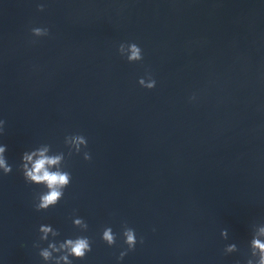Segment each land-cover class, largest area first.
Returning <instances> with one entry per match:
<instances>
[{
    "label": "water",
    "instance_id": "water-1",
    "mask_svg": "<svg viewBox=\"0 0 264 264\" xmlns=\"http://www.w3.org/2000/svg\"><path fill=\"white\" fill-rule=\"evenodd\" d=\"M37 26L49 36L32 37ZM121 42L137 43L143 61L122 58ZM146 72L152 90L138 84ZM0 118L13 167L0 176L3 264H44L33 247L40 224L92 240L74 264H117L124 224L138 243L120 264H244L251 225L264 221V4L0 0ZM73 133L87 138L91 160L68 155ZM43 143L65 152L72 182L37 212L42 188L18 166ZM106 226L112 247L100 239ZM231 242L239 251L224 255Z\"/></svg>",
    "mask_w": 264,
    "mask_h": 264
},
{
    "label": "clouds",
    "instance_id": "clouds-1",
    "mask_svg": "<svg viewBox=\"0 0 264 264\" xmlns=\"http://www.w3.org/2000/svg\"><path fill=\"white\" fill-rule=\"evenodd\" d=\"M264 4V0H260ZM40 11H44L45 4H37ZM32 37L39 39L48 37L50 32L47 27H32ZM35 42V41H33ZM117 51L128 63H140L144 59L142 48L135 42H121ZM140 87L152 90L156 87L157 81L148 72L138 79ZM197 99L195 95L189 97L191 102ZM5 121L0 118V136L3 135ZM64 144L68 155L73 153L83 156L86 161L91 160V154L86 150L88 147L87 138L80 133L66 135ZM8 147L0 142V176L10 175L13 171L12 165L8 162L6 153ZM65 152H54L49 144L43 143L37 147L24 151L20 156L19 169L26 183L42 188V191L35 194L33 207L37 212H45L56 207L65 196V190L72 182V174L65 166ZM73 226L86 233L87 222L80 216L73 214L71 217ZM38 242L33 247L38 250V255L44 264H74V261H83L88 253L92 251V240L87 235H75L59 239L60 232L51 224H40L38 226ZM120 237L123 245L116 257L117 264H120L129 252L134 251L138 239L134 228L127 224L122 225ZM220 237L224 241L229 240V230L222 228ZM100 239L112 247L116 244L117 234L111 226H106L100 233ZM143 243V239L139 240ZM46 244V246H41ZM126 246V247H125ZM249 254L244 264H264V221L255 222L251 225V238L248 241ZM239 248L235 242L226 243L223 248L224 255L237 253ZM0 264H3L0 261Z\"/></svg>",
    "mask_w": 264,
    "mask_h": 264
}]
</instances>
